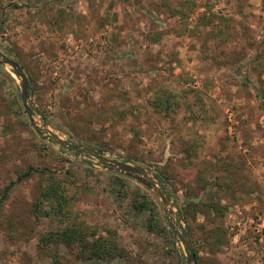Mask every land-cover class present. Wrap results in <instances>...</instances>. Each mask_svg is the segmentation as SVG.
Wrapping results in <instances>:
<instances>
[{
	"label": "rangeland",
	"instance_id": "1",
	"mask_svg": "<svg viewBox=\"0 0 264 264\" xmlns=\"http://www.w3.org/2000/svg\"><path fill=\"white\" fill-rule=\"evenodd\" d=\"M0 53L27 76L38 126L144 169L177 207L169 221L134 177L42 137L0 65V197L28 165L68 173L73 209L118 247L100 260L60 249L62 264H264V0H0ZM166 97L179 102L168 115ZM42 177L0 202V264H52L38 246L50 222L30 213ZM132 199L155 202L164 235Z\"/></svg>",
	"mask_w": 264,
	"mask_h": 264
},
{
	"label": "trees",
	"instance_id": "2",
	"mask_svg": "<svg viewBox=\"0 0 264 264\" xmlns=\"http://www.w3.org/2000/svg\"><path fill=\"white\" fill-rule=\"evenodd\" d=\"M170 93L167 96H173ZM170 97L158 98L156 101L159 111L165 112L166 115L170 109H173V105L178 106L179 104L178 100H171ZM35 172H41L43 177L38 194L31 203L30 213L36 220L43 217L50 222V229L40 232L38 236V246L42 254L49 257L52 264L68 262L69 258L59 254L60 249L64 248L70 250L71 253L76 252V258L82 260L112 259L118 255V247L114 242H110L109 238L89 232V225L73 209L78 197L77 192L70 188L74 181L67 177L68 173L66 176L56 173L49 166L38 168V166L28 165L26 170L17 172L15 181L12 180L6 185L0 202L8 196L9 190L16 182L29 178ZM115 180L119 185L115 187V191L123 195L124 193L121 192L125 187L124 180L118 176L112 177V183ZM132 206L140 212L149 211L150 215L144 224L147 231L164 235L166 230L159 226L156 204L152 199L142 201L132 199ZM91 236L93 240L89 239Z\"/></svg>",
	"mask_w": 264,
	"mask_h": 264
},
{
	"label": "water",
	"instance_id": "3",
	"mask_svg": "<svg viewBox=\"0 0 264 264\" xmlns=\"http://www.w3.org/2000/svg\"><path fill=\"white\" fill-rule=\"evenodd\" d=\"M0 65L8 66L12 69L14 74L20 79L21 84V99L22 103L24 104V108L29 116L31 125L35 128V130L42 136V137H48L56 142H58L61 146L66 147L74 152H87L89 154H92L96 156L99 160L104 162L107 166H109L110 169H114L116 171H119L123 174H126L128 176L134 177L138 181H140L143 185L148 187L149 189H152L154 193L158 196V198L161 200L164 210L169 214V221L172 220L170 216V211L166 208L167 205H171L173 208H177L175 204L171 203L168 196L166 195V192L162 185H160L159 181L156 178H153L147 174V172L142 168H137L133 166H129L117 161H110L105 159L102 154L88 146H81L79 144H74L71 142H68L66 140H63L60 138L57 134L48 132L44 129V125L36 124L35 120L32 117V107L30 102V93H29V82L27 79V76L25 75L23 69L21 66L14 60L10 59L9 57L5 56L4 54L0 53ZM36 112H38L37 108H34ZM39 113V112H38ZM42 130L44 131L42 133ZM184 244L186 248L189 251V256L187 257V263H190L194 260V252L191 248V244L189 241H184ZM195 264V263H194Z\"/></svg>",
	"mask_w": 264,
	"mask_h": 264
}]
</instances>
